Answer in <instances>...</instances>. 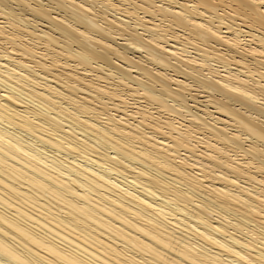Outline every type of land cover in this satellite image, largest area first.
Masks as SVG:
<instances>
[{"label":"bare ground","instance_id":"bare-ground-1","mask_svg":"<svg viewBox=\"0 0 264 264\" xmlns=\"http://www.w3.org/2000/svg\"><path fill=\"white\" fill-rule=\"evenodd\" d=\"M0 264H264V0H0Z\"/></svg>","mask_w":264,"mask_h":264}]
</instances>
